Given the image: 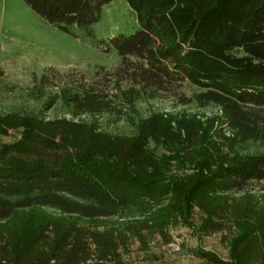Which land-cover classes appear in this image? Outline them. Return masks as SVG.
<instances>
[{"label":"trees","instance_id":"1","mask_svg":"<svg viewBox=\"0 0 264 264\" xmlns=\"http://www.w3.org/2000/svg\"><path fill=\"white\" fill-rule=\"evenodd\" d=\"M23 1L61 30L89 34L111 0ZM125 1L138 28L109 39L120 62L105 82L75 81L52 67L33 79L30 95L43 97L44 108L60 100L89 122L0 111V136L20 131L0 142V264H126L129 237L165 236L170 220L195 208L206 228L236 223L237 244L264 255V214L232 205L250 203L251 185L264 184V0ZM185 80L196 91L179 103L215 110L220 126L193 112L135 110ZM1 84L8 85L2 71ZM105 117L131 132L106 129ZM252 144L263 149L243 151ZM242 193L247 202L235 196ZM113 217L117 224L100 223ZM198 256L196 264L243 259Z\"/></svg>","mask_w":264,"mask_h":264},{"label":"rangeland","instance_id":"2","mask_svg":"<svg viewBox=\"0 0 264 264\" xmlns=\"http://www.w3.org/2000/svg\"><path fill=\"white\" fill-rule=\"evenodd\" d=\"M137 28L135 12L125 0H111L103 5L100 19L91 26L89 34L76 26L70 27V32L61 30L39 16L23 0H0V71L8 83L0 86V111L42 110L49 117L66 113V107L60 100L44 108L43 97L34 98L30 95L34 77L38 78L45 69L52 67L60 73L70 75L75 81L84 78L88 82L103 83L108 77L107 73L114 72L120 62L109 39L117 34L133 33ZM129 82L128 76L123 77L122 86H128ZM50 90L51 87L46 88L47 92ZM194 91L196 87L185 80L159 91L165 98L138 103L135 110L144 115L149 106L155 110L170 106L175 107L178 112H193L202 122L214 118L215 127L220 126L222 120L215 110L197 109L179 103L181 96L189 97ZM129 114L132 115L133 112L130 111ZM105 118L106 129L112 132H131V127L126 122ZM19 137V130H9L7 135L0 136V142H13ZM261 149V145L252 144L243 151L252 153ZM262 186L264 187L263 183L251 185L249 189L253 200L250 203L232 205L241 211L246 208L255 216L264 214ZM242 195L243 193L235 196L240 199ZM241 199L247 202L248 198ZM40 214L45 218L56 216V213L44 210ZM135 218L141 219L142 216ZM204 221L202 213L195 208L186 218L180 216L170 220L165 236L156 232L144 233L142 241L131 236L122 250V258L126 264H196L202 261L198 256L199 251L213 252L224 261H231L240 252L243 259L239 260V264H264V255L259 257L254 247L246 246V241L237 244L240 230L236 223L230 222L212 230L204 227ZM117 222L119 218L113 217L100 223L104 225Z\"/></svg>","mask_w":264,"mask_h":264},{"label":"built area","instance_id":"3","mask_svg":"<svg viewBox=\"0 0 264 264\" xmlns=\"http://www.w3.org/2000/svg\"><path fill=\"white\" fill-rule=\"evenodd\" d=\"M164 102H168V104L171 103L170 101H166V100H164ZM157 111L161 112L165 116L167 114L178 112L175 107H170V106H167V107H164V108H159ZM45 118H46V120H48L51 117L45 115ZM58 118H65V119H67L69 121L78 123V122H82V121L89 122L91 120L92 116L89 115V114H85V113L73 114V113L69 112V113H62L61 115L58 116ZM94 118H97L98 121L101 119V117H99L97 115L94 116Z\"/></svg>","mask_w":264,"mask_h":264}]
</instances>
